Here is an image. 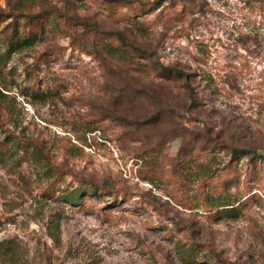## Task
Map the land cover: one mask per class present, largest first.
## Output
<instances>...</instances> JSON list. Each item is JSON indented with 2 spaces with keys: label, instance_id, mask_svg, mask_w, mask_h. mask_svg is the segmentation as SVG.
Wrapping results in <instances>:
<instances>
[{
  "label": "rangeland",
  "instance_id": "1",
  "mask_svg": "<svg viewBox=\"0 0 264 264\" xmlns=\"http://www.w3.org/2000/svg\"><path fill=\"white\" fill-rule=\"evenodd\" d=\"M0 264H264V0H0Z\"/></svg>",
  "mask_w": 264,
  "mask_h": 264
},
{
  "label": "trees",
  "instance_id": "2",
  "mask_svg": "<svg viewBox=\"0 0 264 264\" xmlns=\"http://www.w3.org/2000/svg\"><path fill=\"white\" fill-rule=\"evenodd\" d=\"M12 48H14V47H12ZM175 72H176L177 75H181V71L176 70ZM189 95H190L191 100H194V96H193L191 93H190ZM232 153H233L234 155H244V154H247L248 151L245 150V149H233V150H232ZM260 155H262V154H260ZM75 198H77V197H74V198H72L71 200L74 201Z\"/></svg>",
  "mask_w": 264,
  "mask_h": 264
}]
</instances>
